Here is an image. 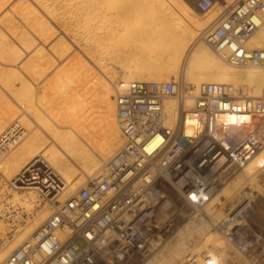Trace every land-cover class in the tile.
Segmentation results:
<instances>
[{"label":"bare ground","instance_id":"bare-ground-1","mask_svg":"<svg viewBox=\"0 0 264 264\" xmlns=\"http://www.w3.org/2000/svg\"><path fill=\"white\" fill-rule=\"evenodd\" d=\"M37 9L56 27L53 20L69 27L80 51L64 75L47 83L44 76L69 47L64 38L47 45L53 25ZM220 10L217 0L200 12L184 0H0V134L15 121L24 129L1 158L0 174L16 181L9 192L15 194L12 211L28 214L14 231L0 220V261L47 216L45 207L31 211L38 196L63 202L83 178L98 177L123 144L111 87L179 76L189 94L222 84L235 98L259 96L264 66L234 68L199 38ZM249 43L264 49V26ZM164 111L166 124L174 125L176 101H165ZM171 234L133 264H175L191 252L197 253L194 264H264V147L229 171L198 215L183 219Z\"/></svg>","mask_w":264,"mask_h":264},{"label":"built area","instance_id":"built-area-1","mask_svg":"<svg viewBox=\"0 0 264 264\" xmlns=\"http://www.w3.org/2000/svg\"><path fill=\"white\" fill-rule=\"evenodd\" d=\"M213 1L196 6L205 11ZM217 1L221 10L199 38L234 68L264 66V49L249 43L264 26V0ZM169 99L177 103L174 125L166 124ZM112 101L123 144L98 177L61 203L48 201L50 214L0 264L139 262L183 219L198 215L229 171L264 147V88L256 98H235L222 84L189 94L177 76L119 82ZM23 134L17 121L0 134V160ZM15 182L0 174V220L11 231L28 216L12 211ZM186 258L180 264L196 263Z\"/></svg>","mask_w":264,"mask_h":264},{"label":"rangeland","instance_id":"rangeland-1","mask_svg":"<svg viewBox=\"0 0 264 264\" xmlns=\"http://www.w3.org/2000/svg\"><path fill=\"white\" fill-rule=\"evenodd\" d=\"M186 3H189L192 7V9L196 12H200L201 10L198 9L195 5L197 4V0H184ZM196 10H195V8ZM38 10V9H37ZM39 11V16L42 18V19H45L46 21H49L50 20L46 17V15H44L40 10ZM68 17V16H67ZM123 17V15H120L119 18ZM68 20V19H67ZM55 23H58V27L61 29V31L59 30L58 27H56L52 22H50L52 25H53V28H51L52 32H51V36L50 38L48 39V41L46 42L47 45L51 42H53L54 40L56 39H61V38H64L66 39V42H67V45H68V51L60 58V59H55L54 61V64L53 66L51 67L50 71L48 73H46V75L44 76V80L42 82H49L51 80H54L56 77H59L61 75H64V72H65V65L67 64V62L75 57V56H78V53H80V51L75 47L74 43L70 41L73 40L72 39V31L70 30L69 27H67L66 25H61L62 23L61 22H56V20H53ZM66 21V20H65ZM70 21H73V20H70ZM82 29L81 28H78V30ZM63 31V32H62ZM65 33V34H64ZM36 44H39V45H42L40 42L38 41H35L34 45ZM42 47H45V49H47L46 45H42ZM25 56V53L22 54V57ZM82 57L85 59V61H87L89 64H91V66L96 70V68L92 65V62L86 58L84 55H82ZM25 59V58H24ZM111 91H112V87H111ZM111 94V98H112V92L110 93ZM16 108H15V114L16 115H19L21 114V108L18 107V105H16ZM26 129V128H25ZM27 131V129H26ZM46 146L48 145V143L45 144ZM87 179V177L83 178V181H82V184L84 183V181ZM82 184L78 185V186H81ZM222 187V185L218 188L220 189ZM12 194V197L13 195L15 196V194H13V192L10 193V195ZM66 198V197H65ZM64 200V199H63ZM54 202H58V201H54ZM41 207H45L44 209H47V216L50 214L51 210H52V207L50 206V204L44 200V198L42 196H38V199L36 200V202L34 203V206H32V209L31 211L34 212V211H37L38 209H40ZM46 216V217H47ZM45 217V218H46ZM28 218V216H27ZM250 223V222H249ZM252 224H254V227L256 226V223L255 222H252ZM25 225V224H24ZM179 225V224H178ZM178 225L175 227V229L178 227ZM250 227H251V224H250ZM175 229L172 231V233L175 231ZM257 232L259 231L258 228L255 229ZM172 235V234H171ZM244 239L245 237H247V239L249 238L248 237V232H245L244 234ZM162 243V244H161ZM160 245H164V242H161ZM159 249V248H158ZM241 252V255L243 258L247 259V262L248 263H252L250 262V258H248V256L244 253V251L240 250ZM189 255H192V256H197V253L196 252H191L189 253ZM1 262V261H0ZM181 263V260L175 264H180Z\"/></svg>","mask_w":264,"mask_h":264}]
</instances>
